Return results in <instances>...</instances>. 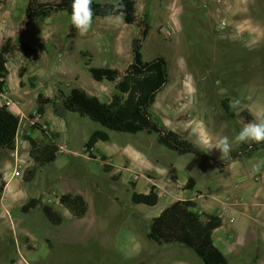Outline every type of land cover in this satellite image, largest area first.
Wrapping results in <instances>:
<instances>
[{
  "label": "rangeland",
  "instance_id": "obj_1",
  "mask_svg": "<svg viewBox=\"0 0 264 264\" xmlns=\"http://www.w3.org/2000/svg\"><path fill=\"white\" fill-rule=\"evenodd\" d=\"M134 1L139 17L150 16L151 30L143 45L144 60L160 57L169 64L170 82L158 95L152 109L154 118L161 124L168 123L179 134L189 133L190 126L201 120L204 133L210 135L207 139L227 136L231 143L228 154L235 151L242 144L234 141L241 128L257 115L264 114V0H222V4L207 0L211 6L209 11L202 9V0ZM99 2L111 3L109 0ZM26 7L27 0L0 2V20L7 19L0 46L6 37L17 36L24 23ZM220 17L230 22L229 30L217 29ZM71 25L67 13L44 21L26 22L23 39L40 50L38 59L29 64L23 78L19 75L23 65L20 53L8 64L10 75L4 94L11 99L13 106L9 108L21 120L14 149H0V186L2 181L6 183L0 195V264H11L13 256L25 255L36 247L39 264H139L138 260H128L119 254L117 236L121 232L149 233L150 228H145L133 216L137 220L134 221L136 230L134 223L126 217L122 219L120 213L146 218L161 209L165 201L161 199L157 207L134 204L131 199L132 184L137 183L132 176L134 171L144 174L137 184L139 192H147V176L153 174L152 170L162 180L159 185L172 179L181 187L182 181L194 176L203 183L201 189L205 195L219 196L221 201L227 199L223 194L234 192L243 184L241 180L228 177L224 170L213 168L206 160L194 155L179 156L165 149L155 135L108 131L111 141H100L96 145L98 160H93L84 145L95 130L106 131L100 123L75 114L56 117L51 106L46 107L43 118L31 119V115L36 114L38 95L51 98L58 89L69 93L80 87L110 102L117 92V83L94 80L87 64L125 71L132 63V40L139 35L138 25L123 21L119 27H114L106 17H98L87 34L81 36L76 31L70 37ZM237 26L245 28L242 37L234 31ZM225 98L231 102L240 99L248 107L239 111L233 109V118L224 112L222 101ZM36 122L50 131L53 142L41 150L44 162L39 165L34 180L28 182L26 170L34 167L38 156L26 138L42 139L44 135L41 130L32 129ZM208 153L215 156L213 149ZM101 154L113 156L108 163L114 167L111 173L104 172ZM134 155L144 158L141 167L134 162L137 161ZM262 161L264 150L251 160L243 159L237 164L253 171L254 165ZM171 163L176 164L175 168H168ZM185 170L188 174L181 173L176 181L177 173ZM114 176H119V180L115 181ZM208 186L211 188L207 189ZM70 193L87 198L90 212L86 218L76 219L60 204L61 196ZM31 199L52 205L64 215L63 222L60 225L49 222L41 206L24 213L22 207ZM209 202L214 203L215 208L208 206ZM218 203L203 196L199 207L215 212ZM116 206L121 212L115 210L113 217L118 219L109 220L107 212ZM257 209L254 219L259 220L249 223L248 233L252 239H264V226L259 224L264 221V214L262 207ZM222 232L226 237H235L227 223ZM50 240L54 250L45 244ZM21 258L27 263L26 258ZM228 259L236 264L238 258L233 255Z\"/></svg>",
  "mask_w": 264,
  "mask_h": 264
},
{
  "label": "trees",
  "instance_id": "obj_2",
  "mask_svg": "<svg viewBox=\"0 0 264 264\" xmlns=\"http://www.w3.org/2000/svg\"><path fill=\"white\" fill-rule=\"evenodd\" d=\"M7 0H0L5 2ZM110 4L101 3L99 0H92V9L94 12L93 21L98 17H107L113 10L116 3L122 4L124 13V22L128 25H138L139 35L132 40V63L125 71L111 67H94L89 64V73L92 78L98 82L117 83V92L110 102H104L97 96L90 95L84 88H73L69 93L63 89H58L56 94L48 98L43 94L38 95V106L35 116L43 118L46 113V107L51 106L52 113L59 118H65L70 114L79 115L82 118H88L93 122L103 125V129L95 130L87 143L84 145L89 157L98 160L99 152H96V145L100 141L105 143L111 141L108 131L121 132L124 134L155 135L159 145L165 149L175 152L179 156L194 155L210 163L213 168L222 170L235 161L243 159H252L257 153L264 150V142L252 143L245 142L233 152L224 156H213L205 150L199 148L189 139L168 129L153 116L152 109L157 102L158 95L165 90L170 82L169 64L164 58H154L151 61H145L143 58V45L150 34L151 25L149 15L139 17L134 0H109ZM72 0H27L26 13H24V23L16 37H6L0 46V93L6 91L8 87L9 61L21 54L23 65L19 71L20 78H23L29 69V64L35 62L39 56V49L23 39L25 24L29 21L47 20L59 13H67L71 17ZM76 32L71 25L70 37ZM224 112L235 117L231 100L225 98L222 101ZM246 114V113H245ZM251 119V116H248ZM21 118L14 114L9 106L0 103V149L13 150L16 143V129L20 124ZM33 130H41L42 139H33L27 136L29 144L34 153L38 156V161L31 169L26 170L27 181L30 182L36 177L39 165L44 162L40 153L44 147H48L53 142V135L39 123H35ZM102 161L105 163L103 170L105 173H111L114 170L109 165L110 158L101 154ZM2 176L0 175V178ZM115 181L119 176H114ZM197 184L194 176L189 178L187 186L192 188ZM135 186V184H132ZM6 183L2 181L0 186V195L4 191ZM133 202L138 205L154 206L160 201L157 187L151 186L148 194H139L134 191L132 195ZM82 194L62 195L59 202L65 209L71 212L76 219L85 218L89 212V203ZM42 207L45 218L54 225H60L64 220V215L56 210L52 205H45L40 199H31L22 207L24 213ZM196 205L193 201L174 202L162 215L153 220L150 225L149 239L159 244H180L191 248L203 261L204 264H228L227 256L215 245L214 232L223 224V218L218 215L193 212L191 208ZM49 244L50 242L47 241Z\"/></svg>",
  "mask_w": 264,
  "mask_h": 264
},
{
  "label": "crops",
  "instance_id": "obj_3",
  "mask_svg": "<svg viewBox=\"0 0 264 264\" xmlns=\"http://www.w3.org/2000/svg\"><path fill=\"white\" fill-rule=\"evenodd\" d=\"M6 24H7V19L6 17H3V19L0 20V36L2 35V31L4 30ZM194 124L190 126V128L188 129L190 130L189 133L186 134L185 131V133L181 132L180 135L192 140L193 142H195L197 146L204 149V147L200 142L210 137V135L208 132L204 133L201 120H199V123L197 124L194 123ZM164 125L168 129H171L168 123L164 122ZM212 138L213 141H215L216 139L219 140L220 138H222V135L216 137V139L214 137ZM213 150L215 155L221 154V152L218 149H213ZM104 155L108 156L110 159L113 158L112 155H107V154ZM133 158L137 160L134 162H138L139 167H141V164L144 161L142 159L144 158L141 155H134ZM242 161L243 160L235 161L226 168L222 169L225 171V173L226 172L228 173L227 174L228 177H231L234 180H241L243 183L242 185H240V189L235 190L234 192H228L226 194H223L222 196H225L227 198L226 200L224 199H222V201L219 200L220 199L219 196L213 197L212 195L211 196L205 195L204 191H202L201 189L203 183L198 181L196 178L195 179L197 181V184H195L192 188H189L190 186L189 187L187 186L189 182L188 178H186L185 181H182L183 183L181 184L182 185L181 187L177 186V183L175 181L173 182L172 179H170L172 184L169 185V189L171 190L172 194L165 197L164 199L160 197L159 202H161V199L164 200L165 202L164 205L161 207V209L157 210V212L154 211L149 213V217L146 218L140 217L138 215L130 216L128 214H124L123 212H121L120 208L116 206L112 210L111 209L108 210L107 213L109 220L110 218L118 219L117 217H113V213L115 212V210H119L121 212L120 214L122 215V219L126 217L127 219H129L128 221H132L133 223L134 221L138 220L137 222H140L141 225L145 226V228H147L148 226L150 228L152 221L159 218L162 215V213L174 202L176 203V202L193 201L194 204L196 205L195 208H191L193 212H198L199 214L201 213V215H205V214L218 215L223 218L224 222L222 226L214 232L213 241L215 245L227 256V258L233 255L236 256L238 258L236 264H264V239H252L249 237V233H248L249 223H251L252 220L255 221L259 220L258 218L254 219V216L258 214L257 208L262 207V212L264 214V168L260 169L259 170L260 172L258 171L259 173L257 174L254 171H252V169H250L248 166L237 164V162L241 163ZM175 165L176 164L171 163V165L168 168L171 169L175 168ZM152 172L153 174L149 173V175L147 176V181L149 182V186H147V192H139L137 190V184L139 182H137L136 184L133 183L135 184V186H133L134 188L132 191L133 192L136 191L139 194H148L151 190L152 185H156L158 187L159 183L162 180L156 176L157 174L156 172H154V170H152ZM183 172L188 174L186 170L178 172L177 176L175 177L176 181L178 175H181V173ZM255 177H259V180H256ZM210 188L211 187L209 186L207 187V189ZM203 196L215 201L216 204L219 202L218 204L220 205L217 206L215 212L206 211L201 209L202 208L201 206L199 207L200 198H202ZM100 202L102 203V205H104L103 204L104 202L101 199ZM159 202L157 205L148 206V207H155V206L157 207L159 205ZM110 203L114 204V202H110ZM208 206L215 208L214 203L212 202H209ZM133 216L137 218V220ZM226 223L228 225L229 232H231V234H235L234 238L226 237V234L222 232L223 227ZM259 224L264 226V221H259ZM133 227L137 230L135 223ZM86 231L99 233L100 230H86ZM87 239L91 240L92 238L87 237ZM117 242H118V251L120 252L119 254L123 258H126L128 260H138L139 264H202L203 263L200 257L191 248L180 244L174 245V244L156 243L154 240L149 239V233L121 232L119 234V237L117 236ZM50 243H51L50 247L47 244V241L45 244L48 247V249L54 250L53 249L54 243L51 240ZM125 252L128 253L127 256L125 255L126 254ZM36 254H38L37 247L35 250L29 253L26 252L25 255L18 254V256H13L10 262L11 264H39L38 262L39 259ZM21 257L26 258L27 263H25V261ZM228 264H231L229 259H228Z\"/></svg>",
  "mask_w": 264,
  "mask_h": 264
},
{
  "label": "clouds",
  "instance_id": "obj_4",
  "mask_svg": "<svg viewBox=\"0 0 264 264\" xmlns=\"http://www.w3.org/2000/svg\"><path fill=\"white\" fill-rule=\"evenodd\" d=\"M122 7L121 3L113 5L112 12L106 17L110 26L119 27L124 21V13L121 11ZM93 15L92 0H72L71 24L81 36L87 34L91 29ZM231 107L239 111L246 109L248 105L243 103L240 99H234L231 102ZM234 141L236 143L264 142V114L257 115L253 121L246 123L234 137ZM200 143L206 152H209L212 149H218L222 155H227L231 149V143L227 136L215 141L205 139ZM262 166H264V161L254 165L253 171H259Z\"/></svg>",
  "mask_w": 264,
  "mask_h": 264
},
{
  "label": "built area",
  "instance_id": "obj_5",
  "mask_svg": "<svg viewBox=\"0 0 264 264\" xmlns=\"http://www.w3.org/2000/svg\"><path fill=\"white\" fill-rule=\"evenodd\" d=\"M217 4H222V0H216ZM201 7L204 10H211V6L210 4L207 2V0H202L201 3ZM230 22L227 20V18L225 17H220L217 18V22H216V27L219 31H227L230 28ZM245 28H243L242 26H237L236 29L234 28L235 33H237L239 36L242 37V32L244 31ZM5 93V92H4ZM4 93H0V96H2V101H0L1 104H6L7 106H13L11 99L5 95ZM134 181L139 182L141 180V178L144 176V174H141L139 171H134V173L132 174ZM171 181H167L166 183H163V185H159L157 187L158 190V194L161 198H165L169 195L172 194L171 190L169 189V185H171ZM201 214V213H200Z\"/></svg>",
  "mask_w": 264,
  "mask_h": 264
}]
</instances>
